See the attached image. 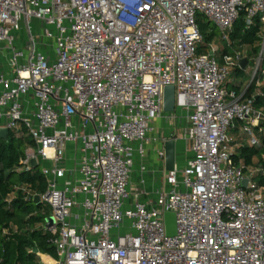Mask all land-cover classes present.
Wrapping results in <instances>:
<instances>
[{"label": "built area", "instance_id": "2783aa9c", "mask_svg": "<svg viewBox=\"0 0 264 264\" xmlns=\"http://www.w3.org/2000/svg\"><path fill=\"white\" fill-rule=\"evenodd\" d=\"M199 15L228 44L221 61L215 46L199 53ZM241 16L260 25L251 98L225 86L249 59L231 41ZM2 59L0 129L31 138L21 165L37 159L54 218L42 228L57 255L41 264H264L263 169L236 163L230 136L241 125L253 148L264 135V0H0ZM168 86L190 153L171 171L165 143L178 139L156 126L178 120L164 112ZM151 150L163 170L149 192Z\"/></svg>", "mask_w": 264, "mask_h": 264}, {"label": "trees", "instance_id": "16d2710c", "mask_svg": "<svg viewBox=\"0 0 264 264\" xmlns=\"http://www.w3.org/2000/svg\"><path fill=\"white\" fill-rule=\"evenodd\" d=\"M198 19L204 41L199 53H209L208 47L218 38V30L208 20H202L201 15ZM242 23L245 26L243 16L234 26L231 41L237 49L252 46L249 57H257L260 45L258 32L243 27ZM237 70L242 72V69ZM254 88L250 85L247 95ZM262 91L264 93V87ZM256 104L264 106V99L258 98ZM28 139L23 129L19 134L10 132L7 140H0V264H39L36 249L41 254L57 255L55 247L50 244V235L42 228L51 212L44 204L38 205L34 201L35 196L46 192L44 177L38 171L39 167L26 170L21 165L26 150L33 147ZM256 157L258 163L255 166L264 171V135L259 147H244L234 159L236 163L242 159L246 166H252ZM259 185L264 186V176L260 177Z\"/></svg>", "mask_w": 264, "mask_h": 264}, {"label": "crops", "instance_id": "0c3cea01", "mask_svg": "<svg viewBox=\"0 0 264 264\" xmlns=\"http://www.w3.org/2000/svg\"><path fill=\"white\" fill-rule=\"evenodd\" d=\"M212 46H215L216 48H218V52H216L214 54V56L216 58H218L219 61H221L222 60V56L225 53H227V47H223L222 46L219 37L216 39V41L211 43L209 45V47H208V50L210 51L209 54H211V55H213V53L211 52V47ZM248 60H249V64L246 66L245 70L242 69V72H247L248 69L252 66L251 63H253V57H249ZM242 72H238V70L232 71V73L229 76L225 86H226L227 90H229V91L237 92V90H238V92H237L238 94H245V96H247L246 98H251L252 96H255L257 94L259 89H257L255 87L254 91H252V93L250 95H247L248 94L247 92H248V89L250 87V84H249V86L244 87V85L242 83L236 81V78H235L236 76L238 77ZM230 77H234L235 79H233V78L230 79ZM259 107H264V106H259ZM180 122H181V124L185 123V121L183 119ZM156 126H157V129H162L163 128V120L157 121ZM240 126L241 125H238V127H236L235 129L230 131V136L234 138L235 143H236L235 147H234L235 155L238 154L239 150L244 148V147L251 148L248 145V143H247L248 137L246 135H244V133H242V131L240 130ZM151 148H153V147L151 146ZM176 148H177V146H176ZM176 153H177V149H176ZM188 154H190V153H188ZM177 161H178V159H177ZM178 163H179V161H178ZM238 163L239 164L241 163V164L245 165L242 159ZM179 164H181V163H179ZM147 165H148L147 177H148L149 181H148V184L146 186V190L150 192V191H152V187H153V182L152 181L153 180H155L157 183H161V181H162V172L161 171L163 170L162 169L163 165H162V163L160 161H158L156 159V157H155L154 153L152 152V150H151V152L149 154V157H148V160H147ZM255 165L256 164L254 163L252 166H247V167L257 168ZM260 169H262V168H260ZM263 176H264V171H263V173L259 174L258 178L263 177ZM133 183L136 186L140 185V183H139V174L138 173H135V175L133 177ZM41 255L43 257H39L38 258L39 259L38 260L39 264H41V262L44 261V259L46 258L45 254H41Z\"/></svg>", "mask_w": 264, "mask_h": 264}, {"label": "rangeland", "instance_id": "374dc122", "mask_svg": "<svg viewBox=\"0 0 264 264\" xmlns=\"http://www.w3.org/2000/svg\"><path fill=\"white\" fill-rule=\"evenodd\" d=\"M202 18H203L202 20H204V21L206 20V18L204 16H202ZM245 26L243 24V27H245ZM252 30H257V32L259 33L260 32V25H259V27H255ZM19 36H20L19 38L22 39V41L24 42V40L26 39L25 38L26 37V29L23 32L21 31L19 33ZM218 37H219V32H218ZM23 42L21 43V46L19 47L20 50H24V48H25ZM221 44H222L223 47H227V45H228L226 42H222V41H221ZM250 48H252V46H246V49L248 51H249ZM261 50H262V47L259 45L258 56L260 55ZM45 52H47V54L50 57H54V52H53L52 49L51 50L48 49ZM257 57H254L253 58V61ZM255 63H256V60H255L254 63H251L252 66L248 69L247 72H242L238 77L237 76L235 77L236 78V81L242 83L244 85V87L249 86V84L251 83L252 73H253V70H254V65L253 64H255ZM4 68H5V66L3 65V59H2L1 62H0V69L3 70ZM232 78L235 79L234 77H230V79H232ZM173 116L174 117H177L178 120L176 118H170V119H167L166 118V119H163V128L162 129H157V137L159 139H162V138L163 139H170V138L178 139L177 148H176L177 149V154H178L177 155V159H178L179 163L183 164L184 161L188 157H190V154H188V152H187V144H186V142L184 141V138H183L184 137V130L186 129L187 125H186V123H182L181 124V122H180V119L181 118L183 120L185 119V113L182 112V111H180V110H177L173 114ZM181 137H182V139H181ZM28 140L31 141V138L29 137ZM29 149H31V147H29L27 150H29ZM254 163L255 164L258 163V157H256L254 159ZM38 171L41 173V168H38ZM259 181H260V178H256L255 179V182L259 183ZM45 183H46V181H45ZM135 192H136V188L134 187V192L133 193L135 194ZM136 199H137V197L135 195L134 198H133V200H136ZM48 210L51 212L50 208H48ZM127 232H130V230L125 227L123 229V233H127Z\"/></svg>", "mask_w": 264, "mask_h": 264}, {"label": "water", "instance_id": "95a60500", "mask_svg": "<svg viewBox=\"0 0 264 264\" xmlns=\"http://www.w3.org/2000/svg\"><path fill=\"white\" fill-rule=\"evenodd\" d=\"M248 60L244 59L241 61L240 66L241 69L245 70L248 65ZM164 112L165 113H174L175 112V88L173 86H168L164 91ZM8 132L6 129H0V140H7ZM165 152H166V170L171 171L174 168L175 159H176V145L174 140H169L165 143ZM31 165L33 168H38L37 159H33L31 161ZM248 184V180L245 179L243 182V186L246 187ZM34 201L39 205L41 204V196H35ZM54 225V218L49 217L46 220L47 228H50ZM165 225L168 236H173L176 232V223H175V215L173 213L165 214ZM35 253H38V250H35Z\"/></svg>", "mask_w": 264, "mask_h": 264}]
</instances>
